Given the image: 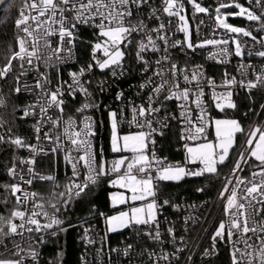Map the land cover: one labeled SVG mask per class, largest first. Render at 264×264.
Returning a JSON list of instances; mask_svg holds the SVG:
<instances>
[{
  "label": "snow or ice",
  "instance_id": "obj_1",
  "mask_svg": "<svg viewBox=\"0 0 264 264\" xmlns=\"http://www.w3.org/2000/svg\"><path fill=\"white\" fill-rule=\"evenodd\" d=\"M192 4L195 13L209 14L210 9L202 6L197 0H187ZM250 5H254L259 9V13L251 7H245L236 0H230L229 3L221 2L215 8L214 20L217 28L224 29L226 33L235 34L229 36L228 39H205L199 43H193L191 32L189 30L188 20L184 12V0H163L162 8L151 7L150 0H24L23 6L19 9L18 18L15 20V25L19 32L23 35H17L16 47L10 48L11 55L6 57L7 63L0 68V79L8 76L13 67V61L20 62L21 75L25 74V65L33 66L34 61H42L49 64L56 60H62L60 56L62 51L71 52V47L74 40V31L78 24H88L98 30V42L92 45L93 61L96 67L101 71L111 69L112 75L117 76L116 69H120L119 75L124 74L123 62L126 55L125 49L136 44V60L142 63L144 71L149 70V62L144 59V53L148 51L160 52L165 54L155 61L159 66L158 70L154 71L153 76L159 77L161 83L151 88L153 95L148 96L146 104H132L131 113L132 119L127 121L129 125H134L138 131L131 132L126 135H121L119 125L123 122V111L118 114L117 111L109 112L111 126V151L121 154L119 158L113 160L109 165L107 161L98 160L97 153L94 152L93 138L96 135L95 121L91 116H85L79 123L76 119L69 116L66 121H63L65 127L63 136L67 137L71 148L67 151L68 155L65 160L72 165L73 176L78 177V165H82L87 170V175L84 179L77 183L74 179L65 186V191L57 195L60 197V203H50L49 207L53 210L50 214L45 210L43 203L39 202V194L30 192L21 187L20 183H12L0 185L4 191L15 198V203L18 207H14L8 216L0 215V246L5 247L9 255L0 258V264H24L25 256H30L34 264H38V252L31 247L26 251L19 242L14 241V248L7 249L6 241L16 236H23L25 232L41 233L47 230L61 228L63 221L57 213L61 208H67L71 201L79 198L82 195H87L91 186L96 185L101 177L115 173L116 178L111 180L113 186H119L131 192L130 197L123 194L113 196V204H124L129 199L131 201H148L141 206H134L129 211H121L118 215L107 217L109 231H116L117 228H125L132 226H151L155 224V234L151 231L146 232L149 238L159 241L161 233L159 231V222L157 220V212L163 205L158 204L156 200L157 185L155 181H179L185 176H204L205 174L218 175V165L224 164L229 157V151L235 143L237 133H243L239 121L235 119H216L214 122L206 121V109L202 103L204 95L203 88L199 86V78L203 75L198 69L189 75L187 69H181L171 57L167 54L169 47V37L167 28L171 24L163 22L159 23L158 27L151 28L149 23L152 19L159 20L161 15H166L169 18L176 17L179 20L178 31L185 34L183 41H174L171 47L186 46L188 49L195 50L206 46L228 45L231 41L234 44V55L237 57L243 56L242 45L246 42L238 37H248L252 41L259 43L261 49H264V37H257L254 32H264V0H248ZM0 5H4V13L7 15L13 7L10 0H0ZM150 8V14L146 17H141L139 13L145 7ZM238 9L235 13L223 14L222 9L228 8ZM34 13V14H33ZM228 15L244 17L249 22H257L259 27L256 29H245L234 26L227 22ZM0 22H3L0 20ZM200 23H203L201 21ZM58 26V27H55ZM59 35V45L52 47L48 37ZM134 34L142 37L136 42ZM215 34V29L214 33ZM163 45V47H161ZM50 49V54L45 56L41 49ZM102 52L103 58L97 57L96 53ZM220 56H229L232 54L227 47H220ZM252 49L248 50V55H252ZM217 54H213L211 58L215 59ZM255 55L264 57V50H257ZM223 62V61H222ZM169 67L165 70L164 65ZM93 64L87 66L88 71H91ZM251 65H240L242 75H246L247 70ZM84 69L79 73H71L72 84L68 85L71 90L69 95L75 94L77 91L82 92L87 102L82 107L76 109L77 113H84L90 108H96L98 105L91 101V93L88 88L81 82L80 76L83 75ZM183 73L185 86L179 83V76ZM227 73L225 76L227 77ZM17 87L13 90L20 93L22 88L19 86V77L16 78ZM193 81L197 82L196 91L188 86ZM49 83L48 78L43 74L40 79L35 82V88L42 90L46 97L44 104H41L40 113L44 114L45 122L50 123L53 128L60 125L62 117L53 119L47 115L50 108L58 109L60 113L64 112V93L61 91L63 84L56 87L54 91H48L46 85ZM209 85L215 87V82L208 81ZM236 78L231 77L225 79L224 87H231L236 84ZM153 84V79L150 77L144 84L140 85L141 89L149 87ZM241 86L247 87L249 90L259 87H264V71L255 77V80H248L247 83L240 81ZM28 89V85H24V90ZM167 93V94H165ZM123 93H119L117 99H120ZM162 97V99H161ZM191 103L196 105L200 110V114L194 122L191 118L192 109L189 107ZM232 92L224 93L213 92V99L216 102L215 107L220 111L226 108L234 109L236 104L231 100ZM227 102H220L221 99ZM176 100L181 101L178 106L182 109L180 115L186 122V127L182 131L181 139L188 141H197L201 138L206 139L207 128L210 123H214L216 143L211 141L205 143H197L195 146L184 145L186 149V165L199 164L198 168H187L179 164L171 165L156 157L155 152L149 154V143L155 144L152 138L155 134L164 135V129L168 127V121L175 119V116L159 117L164 107V101ZM6 104L5 99L0 96V106ZM160 106L157 107L156 105ZM36 105H30L23 110L24 116L35 114ZM264 108V105L261 106ZM6 121L0 118V127H3ZM158 126V127H157ZM35 131L40 133L41 125L38 124ZM147 128L145 132L143 129ZM11 132V129H8ZM45 138L54 140L57 147L52 149L56 152L61 149L59 143L60 136L53 138L50 134L45 133ZM39 139V136L37 137ZM0 144H11L17 147H28L30 151L35 152L36 149L32 145H25V142L20 137L12 138L10 135L6 138L5 135H0ZM78 153L76 157L71 155V152ZM131 153V156H125L123 153ZM82 153V154H81ZM253 161V163H250ZM22 164H34V159L30 158L26 161H21ZM242 165H249L251 171L249 176L242 177L238 173L243 172ZM155 167V175L153 168ZM123 169V171H122ZM8 175L13 178H19L22 183L31 185L33 179L55 181L53 176H41L34 172V169L29 167L27 173L31 178H26L23 172H17L15 163L7 169ZM235 181V183H233ZM231 185V187H229ZM203 191V189H198ZM21 193V195H17ZM151 198V199H149ZM220 199L225 201L223 210L227 216V222L221 221L213 236V248L217 239L226 241L231 245V264H264V127H255L247 134V139L244 144V151H241L235 161L230 176L226 178L224 187L220 193ZM31 201V208H25L27 203ZM5 204L8 203V198L5 197ZM165 200L163 204H168ZM43 216L47 219V223H41L37 217ZM19 220L20 223L16 221ZM116 226H113V225ZM88 230L85 229V239L88 243H93L87 238ZM169 233L173 232L172 228L168 229ZM51 235H57V231L53 230ZM38 243H44L43 236L37 238ZM27 243V241H25ZM133 251L131 244L124 249V255L130 256ZM24 253L25 255H21ZM208 254V253H206ZM150 259L155 257L154 252H148ZM169 260V254L163 253L160 257H156L154 264H159V261Z\"/></svg>",
  "mask_w": 264,
  "mask_h": 264
},
{
  "label": "built area",
  "instance_id": "obj_2",
  "mask_svg": "<svg viewBox=\"0 0 264 264\" xmlns=\"http://www.w3.org/2000/svg\"><path fill=\"white\" fill-rule=\"evenodd\" d=\"M242 1L246 6L253 8L259 13V9H256L254 5H250L248 0H236V2ZM20 7L23 6L24 0H20ZM202 6L210 9L209 14L204 13H195L192 5L184 0V12L183 15L186 16L187 20L191 24V38L193 43H199L205 39H228L229 36L235 34L226 33L224 29L217 28L216 21L214 20L215 16V8L221 2L229 3L230 0H197ZM151 7L154 8H162L163 0H150ZM222 11H224L222 9ZM34 14V13H33ZM150 14V8L145 7L139 15L141 17H146ZM171 19V24L167 28V34L169 37V47H168V55L171 57L172 61L175 62L181 69H187L189 75L196 71L197 69L202 72V76L199 78V86L203 88L204 95L201 98L204 108L206 109L205 120L212 121L215 114L218 112H226L231 109L226 108L224 111H220L215 107L217 101L213 99V92L216 93H224L227 91L232 92L231 100L237 106L238 97L241 94L248 95L249 97V109L244 111L240 118L237 119L243 121L245 123L242 125L244 132L240 133L235 138V143L231 148V154L229 158L225 161L224 164H219L218 173H219V185L211 195H205L201 198L187 197V196H172L170 194L163 193L160 188H158V184L161 182L160 180L155 181L157 185V194L156 200L158 204L163 205L158 209L157 212V220L159 222V231L161 233V237L159 241L152 240L147 235L146 232L151 231L153 235L156 231L155 224L151 226H132L128 227L126 238L120 239V241H115L111 238V233L108 232L105 225L102 223V219L104 215L100 214V225L92 220H83L79 222V236L78 239L82 243V250L79 254V264H154L156 257H160L163 253L169 254V260L161 259L159 264H207L208 262L216 259L220 253L226 252L228 257L230 258L231 264V245L230 243L217 239L215 242V247L213 248V236L219 223L221 221L227 222V216L224 213L223 206L225 201L220 199V193L222 188L224 187L225 180L230 176L233 165L238 158V155L241 151H244L245 140L247 139L248 132L255 127H264V108L261 106L264 105V97L262 101H260L258 109L254 111L255 108V99L254 93L263 91L264 87H257L249 90L245 86H241L240 81H244L245 84L248 80H255V77L264 71V57H260L255 55L257 50L261 49V45L252 41L248 37H243L240 35L238 38L246 43L242 45L243 56L237 57L234 55V44L229 42L228 45H219V46H206L203 48L188 49L186 46H176L171 47L174 41L184 40V33L178 31L179 20L176 17L169 18L166 15H161L159 20L152 19L151 21H146L149 23L151 28L158 27L159 23L163 22L165 24H169V20ZM203 21V23H200ZM247 29H256L259 27L257 22H246L243 21L241 23ZM58 27V26H55ZM215 29V34L214 33ZM92 38L86 37L88 34ZM21 35L23 33L20 32ZM254 35L259 37H264V32H254ZM142 37L138 34H134V40L138 42ZM49 42L52 47H57L60 43L59 35H53L48 37ZM98 42V30L90 26L88 24H78L77 28L74 31V40L72 45L66 47H71V52L62 51L60 56L63 58L62 60H56L53 57V61L49 64H45L42 61H34L33 66L25 65V74L21 75V69L19 70V86L22 88V91L18 94L25 96V102L20 106V110L23 113V110L30 105H36L35 114L29 115L23 118L27 121V129L32 134V141L29 145L35 147L36 151L32 152L26 147L25 152L18 158L16 165L17 172H23L26 178H31L27 173V169L29 167L34 169L35 173H38L41 176H53L55 181L51 180H39L33 179V183L28 185L26 183H22L19 178H13L8 175L11 184L12 183H20L21 187L30 192H36L39 194L38 200L43 203L45 206V210H47L50 214L52 213V209L49 207L50 203H60V197L57 195L60 192L65 191V186L70 183V180H75L77 183L81 182L84 177L87 175V170L82 165H78L79 176H73L72 165L65 160V156L69 154L67 151L71 148V145L68 143L67 137L63 136L64 123L69 116L73 117L79 123L85 116H91L95 121V131H96V117L94 112L102 106L108 116L109 121V112L115 110L119 113L123 111L122 120L123 122L119 125V130L122 132L131 133L138 131L134 125H129L127 121L132 119L131 107L132 104L140 105L146 104L148 101V96L153 95L151 92V88L159 85L161 80L159 77H154V71L158 70L159 66L156 65L155 61L160 59L165 53L163 51L160 52H152L148 51L144 53V59L149 62V70L147 72L144 71V65L136 60L135 52H136V44L133 43L129 45L126 49V55L123 62L124 74L119 75L120 69H116L118 75L113 76L111 69H105L101 71L98 67L95 66L93 61V43ZM88 43L90 46V55L84 63L79 62L78 55V44L79 43ZM163 47V45H161ZM227 47L231 50L232 54L229 56H220L219 48ZM252 49L253 54L248 55V50ZM41 51L45 56L50 54V49L42 48ZM217 54L216 58H211L213 54ZM97 57L103 58L102 52L96 53ZM129 58L134 60V63L137 65L136 70V79L134 82L130 83V87H121L115 86V82L127 79L130 75L128 64L126 63ZM223 61V62H222ZM19 62V61H18ZM89 64H93V68L91 71H88L87 66ZM251 65L252 67L247 70L246 75H242V69H240V65ZM20 66V62H19ZM169 65L165 64L164 68L167 70ZM20 68V67H19ZM81 69H84V73L80 76V80L84 85L88 88V91L91 93V101L98 105L96 108H90L84 113H77L76 109L82 107L84 103L87 102L85 95L82 92L77 91L73 95H69L71 91L68 88V85L72 84V76L71 73H79ZM227 73V77L225 76ZM43 74L48 78L49 83L46 85V89L48 91H54L56 87L60 84H63L61 91L64 93L63 99L64 103V112L60 113L58 109L50 108L47 115L52 116L53 119L57 117H62V121L60 125L56 128L45 122L44 114L40 113V105L44 104L46 97L43 92L39 88H35V82L37 79H40V75ZM153 79V84L144 89L140 88L141 84H144L149 78ZM231 77H235L237 83L231 85V87H224L223 82L225 79H230ZM212 80L215 82V87L209 85L208 81ZM179 83L181 86H185V82L183 80V73L179 76ZM24 85H28V89L24 90ZM197 82L193 81L191 85H188L193 92L196 91ZM17 87V80L16 85ZM111 87H115V95L114 100L115 104L112 102V99L104 101H97L95 97V92L98 91L101 94L106 93L111 89ZM128 88V89H125ZM119 93H123V96L120 99H117ZM167 94V93H165ZM162 99V97H161ZM190 98L189 107L192 109L191 118L194 122L196 121V117L200 114V110L196 108L194 103H191ZM220 102L226 103L225 99H221ZM101 103V104H100ZM164 107L162 108L161 113L158 114L159 117L163 116H175V119H171L168 121V127L163 131L165 132L171 125L177 128L176 137L178 139V145H176L178 151L181 154V158L178 161L170 160L166 155L161 154L159 152L160 143L158 140L162 137L158 133L155 134L152 138L156 141L155 144L149 143L148 149L149 154L152 151L155 152L157 158L163 160L165 164L185 166L186 161V149L184 145L187 143L189 146L195 145L197 143H205V142H213L214 138H211L213 134V123H210L207 128V137L206 139L201 138L197 141H188L181 139L182 131L186 127V122L181 117L180 113L182 109L178 106L181 101L176 100H168L164 101ZM157 107L160 105L157 104ZM254 111V112H253ZM41 125L40 133L35 131L36 125ZM158 127V126H157ZM145 132L148 131L147 128L143 129ZM45 133L50 134L53 138L57 135L60 136L59 143L62 145L61 149L52 152V149L57 147V144L54 140H48L45 138ZM97 134V133H96ZM39 136V139L37 137ZM164 136V135H163ZM96 135L93 138V148L94 152H96V143H95ZM97 153V152H96ZM82 154V153H81ZM71 155L76 157L78 155L77 152L72 151ZM125 156H131L130 153H123ZM52 158L51 171H42L38 169V165L40 160L46 158ZM30 158L34 159V164H22L21 161L29 160ZM119 158V156H112L108 160V164L115 159ZM97 159L98 158L97 155ZM253 163V161H250ZM244 168L243 172L238 173V175L242 177H247L252 170L249 165H242ZM187 168H198L201 165L196 164H187ZM123 171V169H122ZM155 167L153 168V175H155ZM115 173H111L108 176L101 177L98 181L100 182L103 178L109 179V186L115 187L112 185L111 180L116 178ZM213 176L210 174H205L204 176H185L182 179H195ZM215 176V175H214ZM181 180V179H180ZM179 180V181H180ZM172 181V180H171ZM176 182V181H174ZM97 183V184H98ZM235 183V181H233ZM95 185L91 186L94 187ZM231 187V185L229 186ZM17 195H21V193H17ZM76 199V198H75ZM151 199V198H149ZM15 200V198H14ZM74 200V199H73ZM167 200L168 204H163V202ZM31 201H29L25 208H21V210H27L31 208ZM70 205V204H69ZM68 207L61 208V211L57 213L59 218L63 221V224L60 226L61 228L67 229L68 227L75 226L77 228V222L70 224L65 220V213L69 209ZM18 207V206H16ZM40 219L41 223H47V219L43 216L37 217ZM20 223L19 220L16 221ZM172 228L173 232L169 233L168 229ZM85 229L88 230L87 238L91 239L93 243H88L87 239H85ZM57 231V233L61 232L58 229L47 230L41 233H32L29 234L27 232L24 235L16 236L10 238L6 241L7 249L14 248V241L19 242L22 247L27 251L29 248V244L38 252V264H41V258L43 249L48 244L50 240L51 231ZM43 236L44 243H38L37 238ZM27 241V243H25ZM131 244L133 246V251L130 256L124 255V249L127 245ZM148 252H154L155 257L152 259L149 258ZM208 253V254H206ZM9 253L5 249V247L0 246V258L7 257ZM21 255H25L22 253ZM24 264H34L31 260L30 256H25Z\"/></svg>",
  "mask_w": 264,
  "mask_h": 264
},
{
  "label": "trees",
  "instance_id": "obj_3",
  "mask_svg": "<svg viewBox=\"0 0 264 264\" xmlns=\"http://www.w3.org/2000/svg\"><path fill=\"white\" fill-rule=\"evenodd\" d=\"M10 2L13 4V7L9 10L7 15L3 11L5 6L0 5V20L3 21L0 22V68L7 63L6 57L11 55L10 48L16 47L15 42L17 35H21L15 25V20L18 18L21 2L20 0H10ZM238 2L244 4L242 1ZM227 10H231V8H228ZM233 21L237 24H241L243 22L238 18ZM86 37L89 39L92 38L89 33L86 34ZM78 55L80 63L81 61L82 63L87 61L90 55V46L88 43L81 42L78 44ZM12 63L13 67L8 76L4 79H0V96H2L6 101L4 106H0V118H3V120L6 121L4 126L0 127V135H5L6 138L9 135L12 138L20 137L24 140L25 145H29L32 141V134L27 129V121L23 118V113L20 110V106L25 102L26 98L13 90L16 85V78L18 76L20 66L19 62L16 60ZM126 63L128 64L130 75L127 79L115 82V86L118 85L129 88L130 83L134 82L136 79L137 65L134 63V60L129 58ZM114 95L115 87H111V89H109L106 93L101 94L98 91L95 92V97L99 102L109 100V98H111L112 102L115 104ZM253 96L256 101L255 108L253 110L256 111L260 101H262L264 97V93L263 91L256 92ZM249 105L248 95L241 94L238 97L236 108L226 112H218L215 115H230L240 118L242 113L249 109ZM94 115L97 121L95 143L98 158L100 159V138L102 139L106 160L112 156H120L121 154L113 153L111 151L110 127L107 119L108 116L104 108L100 106L94 112ZM241 124L244 125L245 123L241 121ZM8 129H11L10 133L8 132ZM119 132L126 133L122 132V130H119ZM176 134L177 128L171 125L165 130L164 136L158 140L161 145L159 152L174 161H178L181 158V154L176 148V145H178ZM25 150L26 147H17L11 144H0V185L11 184L7 169L11 167L13 163L17 162L18 158L25 152ZM52 158L54 157L40 160L38 169L52 172ZM219 182L218 173V175L215 176L213 175L195 179H181L176 182L161 181L158 184V188H160L163 193L170 194L172 196L201 198L202 196L214 193L219 185ZM113 188L114 187L109 186V179L103 178L87 192V195H82L81 197L71 201L69 209L65 213V220L70 224L77 222V228L75 226H70L66 229V231H61L57 235L51 236L48 244L43 249L41 264H79V254L82 250V243L78 239L80 228L79 222L83 220H92L100 225V214L105 217L118 211L117 208H112L109 203V193L113 190ZM198 189H203V191H198ZM5 197L8 198L7 204L3 202ZM16 206L14 197L6 193L4 189L0 187V215L8 216L10 211ZM126 228L128 229V227ZM126 228L120 231L112 232L111 238L115 241H120V239L126 238V235L128 234ZM207 264H230V258L226 252H222L216 259L208 262Z\"/></svg>",
  "mask_w": 264,
  "mask_h": 264
},
{
  "label": "rangeland",
  "instance_id": "obj_4",
  "mask_svg": "<svg viewBox=\"0 0 264 264\" xmlns=\"http://www.w3.org/2000/svg\"><path fill=\"white\" fill-rule=\"evenodd\" d=\"M238 3H240V2H238ZM241 5H243V6H245V7H248V6H246L245 4H242V3H240ZM192 5V4H191ZM234 8V7H233ZM227 9H224V11H222V13L223 14H228V13H235V12H237L238 11V9H236V8H234V9H232L231 8V10H227ZM240 19V20H242V21H246V22H249V21H247L244 17H240V16H232V15H228V19H227V22L229 23V24H232V25H234V26H238V27H242V28H245V29H247L244 25H242V24H237L236 22H234L233 20L234 19ZM188 25H189V30H190V32H191V24H190V22L188 21ZM184 39H185V34H184ZM97 41H95L93 44H95ZM216 119H235V120H237V121H239L236 117H234V116H230V115H227V116H225V115H220V116H216V117H214V120H216ZM214 120H213V122H214ZM239 123H240V121H239ZM241 124V123H240ZM241 126H242V124H241ZM109 127H110V137H111V126H110V119H109ZM243 128V127H242ZM240 133H237L236 134V136L237 135H239ZM211 138H214L215 140H214V143H216V136H215V126H214V123H213V134H212V136H211ZM191 146H195V145H191ZM230 154H231V149H230V151H229V156H230ZM229 158V157H228ZM227 160V159H226ZM172 181H174V180H172ZM116 188H118V187H114L113 188V190L114 189H116ZM148 201H143V203L142 204H145V203H147ZM141 204V205H142ZM140 205V206H141ZM119 212H121V211H118V212H116V213H113V214H111V215H108V216H105L103 219H102V222H103V224L106 226V229H107V231L108 232H115V231H109V225L107 224V220H106V218L107 217H112V216H115V215H118L119 214ZM113 226H116L115 224L113 225ZM126 228V227H125ZM125 228H117V230L116 231H120V230H123V229H125Z\"/></svg>",
  "mask_w": 264,
  "mask_h": 264
},
{
  "label": "crops",
  "instance_id": "obj_5",
  "mask_svg": "<svg viewBox=\"0 0 264 264\" xmlns=\"http://www.w3.org/2000/svg\"><path fill=\"white\" fill-rule=\"evenodd\" d=\"M120 134L121 135H126V134H129V133H120ZM110 148H111V144H110ZM116 187H118V188L112 190L109 193V203H110V206L112 208H117L118 211H129L132 207L140 206L143 203V201H131L129 199L124 204H120V203L113 204V199L112 198H113L114 195L123 194L126 197H130L131 196V192H129L128 190L120 188L119 186H116ZM118 211H116V212H118ZM116 212H114V213H116Z\"/></svg>",
  "mask_w": 264,
  "mask_h": 264
},
{
  "label": "water",
  "instance_id": "obj_6",
  "mask_svg": "<svg viewBox=\"0 0 264 264\" xmlns=\"http://www.w3.org/2000/svg\"><path fill=\"white\" fill-rule=\"evenodd\" d=\"M99 155H100V160L106 161L105 156H104L103 143H102L101 138L99 140Z\"/></svg>",
  "mask_w": 264,
  "mask_h": 264
}]
</instances>
